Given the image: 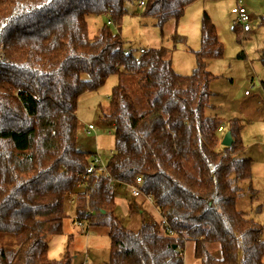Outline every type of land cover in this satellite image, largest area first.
<instances>
[{"label": "trees", "instance_id": "16d2710c", "mask_svg": "<svg viewBox=\"0 0 264 264\" xmlns=\"http://www.w3.org/2000/svg\"><path fill=\"white\" fill-rule=\"evenodd\" d=\"M132 1L0 0L8 62H0V234L18 240L0 248V264H73L69 252L50 258L48 238L63 233L74 193L75 221L109 230L107 264H186L190 243L200 264H264V228L237 206L241 184L253 179V160L241 157L243 121L228 123L234 144L226 148L224 121L208 115L217 77L207 64L225 56L216 25L204 13L197 67L184 76L166 47L127 55L110 25L121 29ZM196 1L147 0L143 16L163 28ZM89 16L108 18L94 39ZM183 40L175 34L174 48ZM114 75L136 77L148 106L140 110L125 86L112 90L102 120L115 125L114 152L108 174L91 175L93 154L78 147V103ZM138 178L160 220L143 219L135 232L117 215L116 184ZM137 212L130 204V216Z\"/></svg>", "mask_w": 264, "mask_h": 264}, {"label": "rangeland", "instance_id": "374dc122", "mask_svg": "<svg viewBox=\"0 0 264 264\" xmlns=\"http://www.w3.org/2000/svg\"><path fill=\"white\" fill-rule=\"evenodd\" d=\"M146 1L129 2L128 14L121 29L116 25H110V28L121 34L128 51L139 52L141 49L162 47L170 49L167 59L173 61L178 74L190 76L196 70L194 51L200 49L204 13L207 12L216 25L219 37L225 45V56L207 64V69L217 77L211 84L214 94L212 104L215 109H210L208 115L218 116L224 121L225 132L221 133L222 139L228 132V123L231 120L243 121L242 138L246 150L241 157L253 160V179L241 184L245 192L237 206L238 210L248 214L249 218L264 228V65L261 60L264 51V27L260 26V19L264 17V0H242L252 19V31L247 34L242 30L240 34L234 30L237 24L232 9L237 7V0H197L185 10L180 19L170 20L163 28L157 26L155 18L143 16L144 8L141 3L146 4ZM87 20L89 39L98 36L101 28L108 23L106 16H89ZM175 34L184 39L176 48L173 43ZM244 54L246 57L240 58ZM118 85L129 90L140 110L147 108L148 100L134 76H111L100 90L84 94L78 103V147L85 152L99 153L105 164L114 152L116 129L114 123L105 122L102 117L109 106L112 90ZM90 124L95 126L96 132L89 134L87 131ZM116 190L117 215L127 228L138 232L143 219L160 220L157 210L148 203L142 206L141 201L133 198L127 185L116 184ZM127 203L141 209L144 214L137 212L130 216ZM66 209L68 219L64 222L63 233L48 238L50 258L60 260L69 252L73 257V264H107L111 244L109 230L80 227L75 221V203L71 198ZM17 245L16 237L0 234V248L15 249ZM192 245L190 243L187 247L186 264H198ZM213 254L216 258H221L220 251L215 250Z\"/></svg>", "mask_w": 264, "mask_h": 264}, {"label": "built area", "instance_id": "2783aa9c", "mask_svg": "<svg viewBox=\"0 0 264 264\" xmlns=\"http://www.w3.org/2000/svg\"><path fill=\"white\" fill-rule=\"evenodd\" d=\"M237 7L232 9V14L236 17V24L237 26H239L243 33L247 34L249 32H251L252 28H251V15L248 11V9L245 7L244 2L242 0H237ZM141 7L145 8V3L142 2L141 3ZM134 51H127V55L132 54ZM141 53H145L144 50L141 51ZM0 62H3L5 64H8V62L5 59V56L3 53H0ZM89 134L91 132H96V128L94 125H89L88 127V131ZM112 156V155H111ZM110 156V157H111ZM88 173L93 175V174H99V175H106L108 174V167L107 164L104 163L102 156L99 153H95L92 155L91 157V166L88 169ZM142 179H137L136 183L134 184H130L127 185L131 191V194L133 196L134 199L137 200H144L145 202L150 203L151 205H154V201L152 196H147L144 195V193L141 190V186H142ZM85 188V184L84 182H80L77 185V191H81ZM72 201L73 203H75L76 201V196L75 193L72 195ZM80 227H85L84 224L79 223ZM172 233V232H171Z\"/></svg>", "mask_w": 264, "mask_h": 264}, {"label": "crops", "instance_id": "0c3cea01", "mask_svg": "<svg viewBox=\"0 0 264 264\" xmlns=\"http://www.w3.org/2000/svg\"><path fill=\"white\" fill-rule=\"evenodd\" d=\"M207 13V12H206ZM234 24H235V20H234ZM237 25H235V27H236ZM235 27H234V30H235ZM236 31V30H235ZM252 31V30H251ZM220 38V37H219ZM221 40V39H220ZM222 41V40H221ZM201 46V45H200ZM142 50H147V49H141V51ZM192 51V50H191ZM194 52H196V51H194ZM263 54V53H262ZM241 57H246V55L244 54V55H240V58ZM172 64H173V61H172ZM208 66V65H207ZM173 68H174V64H173ZM208 68V67H207ZM257 85H260L259 83H257ZM264 85V84H263ZM246 95H247V93H246ZM90 125H93V124H90ZM223 132H225V129H224V127L222 128V130H221V133H223ZM88 133V132H87ZM92 154H95V153H92ZM138 201H141L142 202V206H144L145 204H147L148 202H145L144 200H138ZM144 201V202H143ZM150 206H152L154 209H156L155 208V206L154 205H151L150 203H148ZM117 206H118V204H117ZM157 210V209H156ZM127 211H128V213H130V204L129 203H127ZM141 212H143L144 213V211H142L141 210ZM158 212V211H157ZM159 213V212H158ZM74 223H75V221H74ZM198 262V261H197ZM193 264H197L196 262H194ZM198 264H200L199 262H198Z\"/></svg>", "mask_w": 264, "mask_h": 264}, {"label": "water", "instance_id": "95a60500", "mask_svg": "<svg viewBox=\"0 0 264 264\" xmlns=\"http://www.w3.org/2000/svg\"><path fill=\"white\" fill-rule=\"evenodd\" d=\"M234 144V140L232 138V135L230 132H228L225 137L223 138V141H222V146L223 147H226V148H229V147H232Z\"/></svg>", "mask_w": 264, "mask_h": 264}]
</instances>
